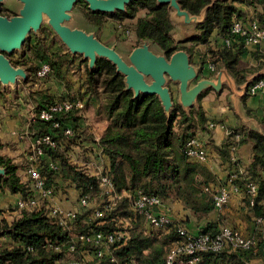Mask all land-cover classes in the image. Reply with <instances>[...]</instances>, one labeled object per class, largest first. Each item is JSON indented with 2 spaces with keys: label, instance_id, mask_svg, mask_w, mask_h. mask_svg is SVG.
Wrapping results in <instances>:
<instances>
[{
  "label": "trees",
  "instance_id": "trees-1",
  "mask_svg": "<svg viewBox=\"0 0 264 264\" xmlns=\"http://www.w3.org/2000/svg\"><path fill=\"white\" fill-rule=\"evenodd\" d=\"M179 2L183 9L193 15H200L206 6L212 4L208 8L206 21L196 26L198 33L184 41L175 40L172 11L167 4H158L157 0H133L126 11H117L111 16L135 19L141 10H145V15L138 18L133 27L139 40H153L168 57L178 50H186L193 55L195 47L201 45L198 48L202 55L200 63L209 60L217 70L227 68L238 84L245 83L247 76L264 68V49L260 47L252 53L257 65L244 66L240 61L246 52L243 42L233 40L230 47L210 44L214 34L222 38L230 35L235 18L245 22L256 19L264 26V0ZM240 5L252 9L253 14L240 9ZM104 15L102 12L87 13L91 23L98 27L104 24ZM187 43L190 46L185 45ZM69 57L73 58L72 54H68V57L59 56L56 60L47 59L33 74L28 69L27 83L32 80L35 84L44 82L42 86L46 87V84L58 81L59 85L64 84L66 88L61 90L53 87L42 91L35 112L63 100L80 99L85 103L83 109H74L64 114L59 120V128L54 126V121L32 123V142L37 136L46 134H50L56 142L55 148L43 146L44 154L34 163L45 177L47 186L53 187L56 195L64 189L63 182H68L79 191V200L87 197L90 205L79 210L70 229L49 216L50 203L47 199L40 200L33 207L20 208L15 204L13 210L17 212L16 216L11 220L0 219V264H62L69 251L65 248L56 249V246L68 243L72 232L108 233L119 229L115 223L120 218H126L129 222L130 238L125 243L112 245L110 256L96 258L95 264H127L133 259L138 264H167L169 252L185 240L179 228L184 227L193 234L215 236L225 226L242 232L240 227L244 224L251 235L242 233L257 240L255 250H242L228 244L220 251L207 250L200 253V260L196 264L264 263V235L261 231L264 226V114L257 117L261 131L242 126L229 128L228 137L218 151L224 162L237 166V177L232 178L230 174L226 182L220 183L206 163L188 155V142L191 138H198L207 150L203 132L208 131L211 124L208 123L201 103L198 108L194 107L187 113L176 102L168 118L157 96L140 95L136 98L132 90H126L124 77L110 61L98 59L92 70L86 64V72L78 78L72 72L73 68L71 70L69 67L72 60ZM45 63L49 64L51 72L41 79L37 72ZM260 80H264V76L251 83L246 96L250 95V87ZM59 85L55 87L59 88ZM92 100L100 103L108 120L98 139L87 130L85 133L78 123ZM55 120L58 121V118ZM69 127L74 129L73 135L65 134V129ZM237 134H240L239 141L235 140ZM243 143L252 144L253 157L251 163L241 170L239 161L233 158L237 147ZM93 159H96L97 165L104 164L103 174L89 167ZM30 164L33 161L28 166ZM52 164L57 168L52 167ZM0 167L6 169V175L0 177V194L10 193L31 201L34 190L25 171L27 168L21 170L27 177L24 178L19 171L20 166L2 154ZM102 175L111 178L121 198L104 216L95 217L94 209L102 208L112 198L101 186ZM249 182L257 186L255 195L249 193ZM229 184L243 194L240 217L230 214V204L221 211L215 207L214 194ZM205 187L210 188V191H205ZM136 191L158 196L174 219L173 222L158 230L151 228L144 215L137 214L131 206L128 195H134ZM93 200L99 203L92 205ZM172 204L180 205L201 219L206 217L208 220L197 232H193L190 230L189 216L178 218ZM5 211L0 200V214ZM214 213L216 217L209 218ZM238 219H241V223ZM183 258L181 264H190L186 257Z\"/></svg>",
  "mask_w": 264,
  "mask_h": 264
},
{
  "label": "water",
  "instance_id": "water-1",
  "mask_svg": "<svg viewBox=\"0 0 264 264\" xmlns=\"http://www.w3.org/2000/svg\"><path fill=\"white\" fill-rule=\"evenodd\" d=\"M7 1L0 0V5ZM79 1H85L93 12L116 13L126 11L133 0H14L16 14L11 17L0 14V84L11 86L19 79H28L26 69L15 67L7 55L22 50L31 32L38 33L47 21L73 55H82L88 61L91 70L96 67L98 59L110 61L124 77L126 90H132L136 98L140 95L157 96L168 118L176 102L190 113L192 108L199 107L203 93L210 89L221 93L224 86H228L237 113L248 121L242 111L241 99L247 95L251 83L264 76V68L247 76L245 83L238 85L225 67L212 78L201 77L203 67L192 63L188 51L178 50L168 57L164 51L155 48L153 40H141L129 54L123 55L116 46L105 44L95 33L71 25L73 10ZM157 3L167 4L172 11L173 24L182 28L204 23L212 5L206 6L200 15H193L182 8L179 0H157ZM5 175L6 169L0 167V177Z\"/></svg>",
  "mask_w": 264,
  "mask_h": 264
},
{
  "label": "built area",
  "instance_id": "built-area-1",
  "mask_svg": "<svg viewBox=\"0 0 264 264\" xmlns=\"http://www.w3.org/2000/svg\"><path fill=\"white\" fill-rule=\"evenodd\" d=\"M233 40L241 41L244 43V46L250 44L259 45L264 42V26L260 25L259 21L256 19L249 20L247 22L241 19H234L230 35L224 38L225 45L230 47L233 43ZM211 68L214 70L216 66L211 64ZM51 72L49 64L45 63L42 65L40 70L37 72L38 77L41 79L48 76ZM264 90V80H260L250 87L251 94H257L260 91ZM85 103L80 99H69L59 101L55 104H51L48 108L42 109L41 111H33L32 118L30 121L35 123L36 121H54V126L56 128L60 127L59 120L74 109H83ZM58 118V121L55 120ZM213 124H211L212 126ZM74 129L66 128V135H73ZM235 140H240V134L235 136ZM32 152L33 154L29 156V159L33 161V164L26 170L27 176L31 179V186L34 190V197L31 201H25L22 198H19L17 205L20 208L33 207L37 205L40 200L47 199L49 201V216L57 219L58 223L65 228L72 229V226L75 222V219L81 208L89 207V201L87 197H82L76 202V206L73 208H65L59 205L57 202V195L55 190L51 186H47L46 179L40 171L39 167L34 163L36 159L44 154V147L50 146L52 148L56 147V142L53 141V138L50 134L37 136L32 142ZM44 146V147H43ZM188 155L197 161L206 163L208 161V151L202 145V142L198 138H191L188 142ZM54 168H57L54 164L51 165ZM98 167L91 166L99 174H103L104 164L97 165ZM237 174H234L233 178H236ZM101 186L104 189L105 193L110 195L111 201L105 203L101 207L94 209L95 217L104 216L107 211H110L117 204V200L121 198V195L117 194L115 190L114 183L108 175L101 176ZM249 193L255 195L257 192V186L254 182L248 183ZM235 190H238L234 186ZM205 191L209 192L210 188L205 187ZM130 199L131 206L137 212V214L144 215L147 224L154 230L164 228L173 222L172 216L168 214V211L165 210L161 199L158 196H152L144 194L141 191H136L134 195H128ZM3 195L0 194V200ZM230 201V193L227 187L220 188L214 194V202L217 210L221 211L228 206ZM118 220V221H117ZM116 224L122 223L123 230L119 227L114 231L108 233H79L72 232L70 234L71 240L68 243L59 244L56 246V249L65 248L68 251L75 252L81 247L86 248L90 247L87 253H91L92 256L96 258H103L110 256L112 245L119 243H125L130 238L131 232L129 230V222L126 218L117 219ZM117 226V225H116ZM179 232L184 236L183 244L174 247L168 254L167 264H181L184 261L183 257H186L190 264H196L200 260V253L213 250L220 251L226 245L231 244L235 248H240L242 250H255L257 247V240L255 237L245 236L239 230H236L230 226H225L220 232L215 236L208 234H193L188 229L181 227ZM52 245V244H51ZM79 260L76 262H71L68 260H63L62 264H84ZM127 264H138L136 260H131Z\"/></svg>",
  "mask_w": 264,
  "mask_h": 264
},
{
  "label": "rangeland",
  "instance_id": "rangeland-1",
  "mask_svg": "<svg viewBox=\"0 0 264 264\" xmlns=\"http://www.w3.org/2000/svg\"><path fill=\"white\" fill-rule=\"evenodd\" d=\"M13 3L14 0H8L6 3L1 4L0 14L9 17L14 16L16 14V10ZM88 11L91 10L85 1L77 2L73 10L74 19L71 22V25L82 28L87 32L95 33V35L102 42L109 46H116L118 51L123 55L129 54L141 42L136 33L133 31V27L136 25L138 18L145 15V10H141L138 17L135 19L113 17L111 14L115 13H104L106 14L103 17L105 21L101 27L91 23L87 17ZM176 30H178V28L175 26L173 36L176 40L185 39L189 36V34H197L195 32L197 29L186 32ZM155 46L157 50H161L156 43ZM68 54L72 53L61 41L50 24L45 21L38 33L31 32V35L27 39L22 50L15 51L8 55V57L14 64L26 67L31 71L30 73L33 74L38 70L42 63L47 61V59L54 58V60H56L59 56L68 57ZM72 56L73 58L69 57L72 59L69 67L71 70L73 68L72 72H74V74H76L79 78L82 73L84 74L86 72V64H88V61L84 60L83 56L79 54ZM82 62L84 63L82 64ZM73 78L75 79L74 76ZM36 83L37 84H35L32 80L30 83L19 81L16 85L11 86H4L0 84V142L2 143V145L0 144V155L2 154L12 158L15 164L20 166L19 171L24 175V178L27 177L23 171L21 172V170L27 168L31 162L29 156L33 154L31 151L32 122L30 119L32 118L35 107L39 105L37 102L41 100L40 93L45 91L46 88H49V90L53 88L52 86H42V83L44 82ZM54 88L57 89V87ZM173 88L176 92L177 87L174 86ZM97 125L99 127L101 126L100 124ZM97 201L93 200L92 205L96 203L98 204L99 202ZM172 206L174 208V214L178 218H182L185 214L189 216L190 230L197 232V230L194 231L193 227H201L199 223L203 221L204 218L201 219L190 211L189 212L192 215H189L188 212L185 213L186 210L177 204H172ZM115 227H120L121 230H123L122 223H115ZM90 249V247L86 246V248L81 247L75 252L69 251L67 252V257L64 258V260L71 262H79V260H83L81 262L84 264H95L96 259L91 253L88 254L86 252Z\"/></svg>",
  "mask_w": 264,
  "mask_h": 264
},
{
  "label": "crops",
  "instance_id": "crops-1",
  "mask_svg": "<svg viewBox=\"0 0 264 264\" xmlns=\"http://www.w3.org/2000/svg\"><path fill=\"white\" fill-rule=\"evenodd\" d=\"M240 9H242L245 12H250L253 14V10L247 7L246 5H240ZM178 30L176 31H190L195 30L196 26H191L188 28H182L178 25H175ZM198 33V30L195 31ZM194 34H189V36L185 39L175 40L176 41H184ZM212 45H223L225 44L224 38L221 36H218L217 34H214L210 39ZM190 43H187L185 45H189ZM201 46V45H200ZM200 46H196L193 52V55H191L192 63L196 65H201L203 67V73L201 77H208L212 78L215 76V74L219 71L216 68L213 70L211 68L210 61L208 60L206 63L201 64L200 60L202 55H200V52L198 51V48ZM264 49V42H262L259 45L250 44L248 46H245L246 52L241 56L240 61L241 64L244 66H255L257 65L256 59L253 57L252 53L257 50L258 48ZM73 55V54H72ZM76 81V80H75ZM58 81H54V84H46V87L49 85H52V87L58 86ZM240 85V84H238ZM58 89V87H57ZM59 89L66 90L64 84L59 85ZM232 95V91L228 86H224V89L221 93L216 92L213 89H210L202 94L201 101H199V105L201 103V106L203 107V110L208 118V123L213 124L210 125V128L208 131H204L203 135L205 136V140L207 142V150H208V161L206 162V166L208 169L216 176L217 180L220 183L226 182L228 180L229 175L237 174V166L234 164H231L230 162H224L223 159L220 157V153L218 149L222 146L223 142L227 139L229 134V128L230 127H245L249 129H256L261 131V125L257 120V117H260L264 114V90L260 91L257 94H251L246 97L245 100L244 97L241 99L242 102V111L245 116V118L248 121H244L243 118L237 113L236 108L233 104V102L230 99V96ZM82 118L79 119V124L81 128H83V131L86 133V130L93 134L96 139H98L104 130L106 124H107V116L103 112V110L100 107V103L96 100L89 101L87 108L82 113ZM97 124H100L99 127ZM253 157L252 152V144L251 143H243L240 144L237 147L236 155L233 160L237 159L239 161L240 169L243 170L244 167L248 166ZM98 167L96 163V159H93L90 163L89 167ZM95 170V169H94ZM61 181V180H60ZM231 183V182H230ZM63 190L59 191L57 194V202L59 205L65 208H73L76 206V202L79 199L80 193L75 188L74 185H70L68 182H63ZM228 191L230 193V205L229 210L230 214L234 216H241V209L240 206L242 204V198L243 194L239 190H235L234 187L230 184L227 186ZM20 197L14 194L6 193L3 195L1 199V207L6 209V211L3 214H0V219L6 218V219H13V217L16 216V211L13 209L15 208V204L17 203L18 199ZM180 206V205H179ZM182 207V206H181ZM183 208V207H182ZM189 211H185V213ZM186 215V214H185ZM215 218L216 213L211 214L209 218ZM203 219V218H202ZM207 222V218L205 217L203 221H201L199 224L200 226H203L204 223ZM238 222L241 223V219H238ZM254 225V224H253ZM244 226H246L244 224ZM244 226H241V231L246 235H251V232L246 230ZM194 231L199 230L198 228L193 227ZM261 231L264 235V226H262ZM89 254V252H88ZM90 256V255H89ZM258 264H264L262 262H259Z\"/></svg>",
  "mask_w": 264,
  "mask_h": 264
},
{
  "label": "flooded vegetation",
  "instance_id": "flooded-vegetation-1",
  "mask_svg": "<svg viewBox=\"0 0 264 264\" xmlns=\"http://www.w3.org/2000/svg\"><path fill=\"white\" fill-rule=\"evenodd\" d=\"M2 15V14H1ZM3 16H5V15H3ZM130 33V32H129ZM26 43V42H25ZM25 45V44H24ZM8 56V55H7ZM9 58V57H8ZM10 59V58H9ZM11 61V60H10ZM11 63L15 66V67H22L21 65H16V64H14L12 61H11ZM22 68H24V69H26V71H27V73H28V77H29V71H28V69L26 68V67H22ZM28 80V79H27ZM27 80L26 81H24V80H22L21 81V79H19L18 80V82L20 81V82H26L27 83ZM29 83V82H28Z\"/></svg>",
  "mask_w": 264,
  "mask_h": 264
}]
</instances>
